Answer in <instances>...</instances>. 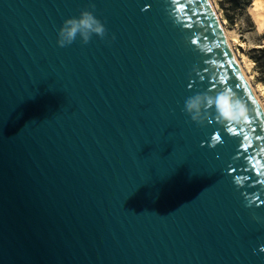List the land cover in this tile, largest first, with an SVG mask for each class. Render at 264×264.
Masks as SVG:
<instances>
[{
	"label": "water",
	"instance_id": "water-1",
	"mask_svg": "<svg viewBox=\"0 0 264 264\" xmlns=\"http://www.w3.org/2000/svg\"><path fill=\"white\" fill-rule=\"evenodd\" d=\"M85 8L105 37L59 46ZM225 88L248 121L184 110ZM262 249L264 111L210 0H0V264H264Z\"/></svg>",
	"mask_w": 264,
	"mask_h": 264
},
{
	"label": "clouds",
	"instance_id": "clouds-1",
	"mask_svg": "<svg viewBox=\"0 0 264 264\" xmlns=\"http://www.w3.org/2000/svg\"><path fill=\"white\" fill-rule=\"evenodd\" d=\"M95 7V5H91ZM107 33L105 24L87 8L81 9L78 16H71L63 20L57 33V44L61 47L71 45L77 37L83 43H88L93 35L104 38ZM215 106L219 116L227 123H241L249 120V114L244 102L229 88H225L215 97L196 94L185 101L184 110L191 114L196 121L202 107L208 109ZM219 140L218 136L213 137ZM264 250V249H262Z\"/></svg>",
	"mask_w": 264,
	"mask_h": 264
},
{
	"label": "rangeland",
	"instance_id": "rangeland-1",
	"mask_svg": "<svg viewBox=\"0 0 264 264\" xmlns=\"http://www.w3.org/2000/svg\"><path fill=\"white\" fill-rule=\"evenodd\" d=\"M220 20L226 28L234 51L240 59L246 73L250 76V81L255 90L264 101V83L257 78V71L254 68V62L249 58L248 51L262 41L264 30L260 31L259 27L250 13L249 6L244 14L234 16L232 13L222 7L221 0H212ZM253 3V2H252Z\"/></svg>",
	"mask_w": 264,
	"mask_h": 264
},
{
	"label": "trees",
	"instance_id": "trees-1",
	"mask_svg": "<svg viewBox=\"0 0 264 264\" xmlns=\"http://www.w3.org/2000/svg\"><path fill=\"white\" fill-rule=\"evenodd\" d=\"M252 2L253 0H221L222 7H226L234 16L244 14ZM261 39L258 45L249 49L248 56L254 62L257 78L264 83V34Z\"/></svg>",
	"mask_w": 264,
	"mask_h": 264
},
{
	"label": "bare ground",
	"instance_id": "bare-ground-1",
	"mask_svg": "<svg viewBox=\"0 0 264 264\" xmlns=\"http://www.w3.org/2000/svg\"><path fill=\"white\" fill-rule=\"evenodd\" d=\"M210 2H211V4H212V6H213V8H214V10H215V12H216V14L218 15L219 20H220L219 14H218V12L216 11V8L214 7V4L212 3V0H210ZM249 9H250V11H251L250 13H251L252 16L254 17V19H255V21H256L258 27H259V30H260V31H263V30H264V0H253V3H252L251 6L249 7ZM220 23H221V26H222V30H223V32H224V34H225L226 40H227V42H228V45H229L230 49L232 50V52H233V54H234V56H235V58H236L238 64H239L240 67L242 68V70H243V72H244L246 78H247L248 81L250 82V84H251V86H252V88H253V90H254V92H255V94H256V96H257L259 102H260V105H261V107H262V109H263V111H264V101L261 99L260 95H259L258 92L255 90L254 85H253V84L251 83V81H250V76L246 73V70L244 69V67H243V65H242V63H241V61H240V59L238 58L236 52L234 51V48H233L232 42H231V40H230V37H229V35H228V32H227L226 28L224 27V25L222 24L221 20H220Z\"/></svg>",
	"mask_w": 264,
	"mask_h": 264
},
{
	"label": "snow or ice",
	"instance_id": "snow-or-ice-1",
	"mask_svg": "<svg viewBox=\"0 0 264 264\" xmlns=\"http://www.w3.org/2000/svg\"><path fill=\"white\" fill-rule=\"evenodd\" d=\"M230 131H231V129H230ZM245 139H246V137H245Z\"/></svg>",
	"mask_w": 264,
	"mask_h": 264
}]
</instances>
